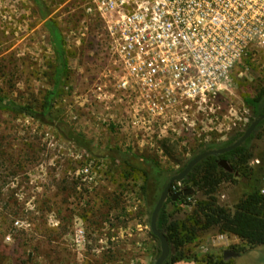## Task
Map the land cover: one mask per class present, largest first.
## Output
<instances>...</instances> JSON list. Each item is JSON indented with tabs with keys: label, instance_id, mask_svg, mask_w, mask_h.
I'll return each mask as SVG.
<instances>
[{
	"label": "rangeland",
	"instance_id": "374dc122",
	"mask_svg": "<svg viewBox=\"0 0 264 264\" xmlns=\"http://www.w3.org/2000/svg\"><path fill=\"white\" fill-rule=\"evenodd\" d=\"M42 1L43 12L33 0H0V100L39 113L53 92V117L79 139L0 109V264H155L160 247L150 219L159 198L145 194L142 174L114 156L129 152L131 166L156 167L171 178L206 145L234 142L255 120L243 100L264 89V52L238 66L204 125L162 140L136 139L107 122L105 106L89 95L111 70L103 25L87 10L91 0ZM247 146L248 168H255L264 159V131H254ZM234 180L217 192L228 208L243 193L244 179ZM188 190V202L204 198L180 183L171 193ZM192 209L167 205L168 223L184 221ZM226 240L202 233L182 247L188 259L176 264H206L210 256L264 264V247L225 259L240 244Z\"/></svg>",
	"mask_w": 264,
	"mask_h": 264
},
{
	"label": "built area",
	"instance_id": "2783aa9c",
	"mask_svg": "<svg viewBox=\"0 0 264 264\" xmlns=\"http://www.w3.org/2000/svg\"><path fill=\"white\" fill-rule=\"evenodd\" d=\"M87 10L111 65L90 98L136 139L204 125L238 66L264 52V0H91Z\"/></svg>",
	"mask_w": 264,
	"mask_h": 264
},
{
	"label": "trees",
	"instance_id": "16d2710c",
	"mask_svg": "<svg viewBox=\"0 0 264 264\" xmlns=\"http://www.w3.org/2000/svg\"><path fill=\"white\" fill-rule=\"evenodd\" d=\"M33 2L40 12H43V1L33 0ZM52 96L53 92L47 93L45 103L39 113L33 112L27 106H16L14 104L4 106L2 100H0V109L17 115L28 114L42 124L54 127L57 132L65 134L66 138L71 140L75 137V134L67 125L53 117L51 113ZM243 101L245 106L252 111L255 119L264 114V89H261L255 97H246ZM258 129L264 131V120L255 131ZM241 136L232 143L208 144L200 153L231 146ZM252 137L253 134L242 146L228 153L207 157L197 164L187 177L180 182L185 189L196 188L202 193L203 199L195 200L193 203L188 202L185 197L178 198L175 202L171 198L167 199L158 215L156 223L157 230L165 235L170 250L164 264H176L187 260L188 258L181 250L182 247L187 242L198 239L202 233L209 231L237 238L240 244L230 247V250L235 253H243L245 248L264 247V196L261 194L264 186V159H260L258 166L255 168H248V162L253 156L250 154L247 145ZM75 138L79 139V137ZM84 147L87 148L85 145ZM88 151L91 152V150ZM117 155L114 156L115 160L123 161L131 167L129 168L130 170L139 171L142 174L144 180L142 190L144 193L154 194L155 200L159 198L170 178L164 177L163 172L156 167L135 168L131 166L126 159L130 155L129 152ZM221 160L230 164L231 173L219 167L218 162ZM147 163L144 161V164ZM234 175H238L241 179H244V183L242 184L243 193L238 203L233 208H228L220 204L217 192L221 184L235 182ZM167 205H171L174 208L192 206L193 209L184 221L168 223V216L166 214ZM151 235L157 240L152 233ZM206 264L228 263L224 262L222 256H210L207 258Z\"/></svg>",
	"mask_w": 264,
	"mask_h": 264
},
{
	"label": "water",
	"instance_id": "95a60500",
	"mask_svg": "<svg viewBox=\"0 0 264 264\" xmlns=\"http://www.w3.org/2000/svg\"><path fill=\"white\" fill-rule=\"evenodd\" d=\"M263 120H264V114L262 116H260L259 118L255 119L250 124V126L246 129V131L241 136V138H239L234 144H232L231 146H228L226 148H223V149L207 151V152H203V153L197 155L196 157H194L192 160H190L188 162L186 167L180 173H178L177 175H175L169 179L168 183L166 184L165 188L163 189V191H162V193H161V195H160V197H159V199L155 205V208L152 212L151 219H150L151 233L157 238L158 243H159V247H160V255H159L158 259L156 260L155 264H164V262L167 260V258L169 256V251H170L165 235L163 233H161L160 231H158L157 227H156L157 218H158V215H159L163 205L165 204V202L167 201L168 198H171V200L173 202H175L178 198H181L182 196H187L188 194L191 193L190 190L171 193L173 184L182 182L187 177V175L193 170V168L197 164H199L201 161L206 159L207 157L223 155L225 153H228V152L242 146L244 144V142L254 133L255 129L258 127V125ZM218 165L224 171H226L228 173L232 172L231 168L228 166L226 161L221 160L218 162ZM232 255L233 254H231L230 252H225L224 258L227 259Z\"/></svg>",
	"mask_w": 264,
	"mask_h": 264
},
{
	"label": "crops",
	"instance_id": "0c3cea01",
	"mask_svg": "<svg viewBox=\"0 0 264 264\" xmlns=\"http://www.w3.org/2000/svg\"><path fill=\"white\" fill-rule=\"evenodd\" d=\"M230 240L231 241H229V242H227V240H226V242H224L223 244L225 245H228V243H230V245L231 244H233V243H240L239 242V240L237 239V238H235V237H230ZM221 242H222V240H220ZM229 247V246H228ZM260 247H257V248H254V249H250L249 251H254V250H256V249H259ZM249 251H247V252H249ZM247 252H245V253H247ZM231 253V252H230ZM245 253H241V254H238V253H231V254H233L232 256H230L229 258H227V259H234V258H236V257H238V256H240V255H242V254H245Z\"/></svg>",
	"mask_w": 264,
	"mask_h": 264
}]
</instances>
